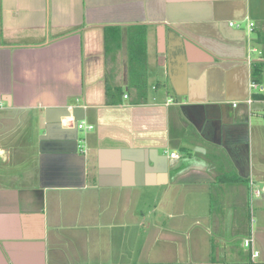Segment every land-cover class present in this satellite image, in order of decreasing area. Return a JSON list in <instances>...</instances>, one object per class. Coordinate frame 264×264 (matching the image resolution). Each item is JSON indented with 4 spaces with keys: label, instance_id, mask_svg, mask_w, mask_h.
<instances>
[{
    "label": "crops",
    "instance_id": "0c3cea01",
    "mask_svg": "<svg viewBox=\"0 0 264 264\" xmlns=\"http://www.w3.org/2000/svg\"><path fill=\"white\" fill-rule=\"evenodd\" d=\"M263 121L264 0H0V264H264Z\"/></svg>",
    "mask_w": 264,
    "mask_h": 264
},
{
    "label": "built area",
    "instance_id": "2783aa9c",
    "mask_svg": "<svg viewBox=\"0 0 264 264\" xmlns=\"http://www.w3.org/2000/svg\"><path fill=\"white\" fill-rule=\"evenodd\" d=\"M249 27L252 28L253 27V24L251 23ZM256 87H257V85L251 84V88L252 89L253 88L255 89ZM124 98H126V96H124ZM78 129L79 130H83V129L92 130L93 127L92 126H84L83 124H79L78 125ZM77 148L80 149V150H82V148H83V146H82V140H79L77 142ZM171 157L172 158H175V159L178 158V156L175 155V154H172ZM253 194L256 195V196H259L260 192L258 190H256V191H253ZM251 242H252L251 239L246 240L245 243H244L245 244V247H250L251 248ZM257 255H258L257 252H252V257L253 258L256 257Z\"/></svg>",
    "mask_w": 264,
    "mask_h": 264
},
{
    "label": "trees",
    "instance_id": "16d2710c",
    "mask_svg": "<svg viewBox=\"0 0 264 264\" xmlns=\"http://www.w3.org/2000/svg\"><path fill=\"white\" fill-rule=\"evenodd\" d=\"M255 72V71H254ZM258 72V71H257ZM140 78V80H139V83H138V85H137V88H138V91H139V93L142 95V93H143V90L145 89V82L143 81V78H141V77H139ZM109 96H110V92H109V88H108V86L106 87V98L108 99L109 98Z\"/></svg>",
    "mask_w": 264,
    "mask_h": 264
},
{
    "label": "rangeland",
    "instance_id": "374dc122",
    "mask_svg": "<svg viewBox=\"0 0 264 264\" xmlns=\"http://www.w3.org/2000/svg\"><path fill=\"white\" fill-rule=\"evenodd\" d=\"M263 124H264V121H263ZM260 192V191H259ZM264 194V192H262L261 193V196L259 197L260 199H263V198H261L262 197V195ZM260 195V194H259ZM258 200V198L255 200V201H257ZM254 208H255V206H254ZM255 211V210H254ZM254 215H255V217H254V219H252V220H254V225H253V230L254 231H257L258 230V225H257V220H258V217H259V215L257 214V212H255L254 213ZM249 239V238H248Z\"/></svg>",
    "mask_w": 264,
    "mask_h": 264
},
{
    "label": "water",
    "instance_id": "95a60500",
    "mask_svg": "<svg viewBox=\"0 0 264 264\" xmlns=\"http://www.w3.org/2000/svg\"><path fill=\"white\" fill-rule=\"evenodd\" d=\"M77 129H78V126H77Z\"/></svg>",
    "mask_w": 264,
    "mask_h": 264
}]
</instances>
